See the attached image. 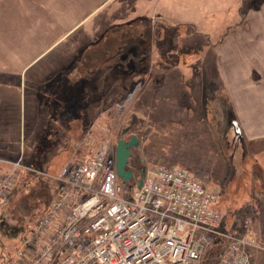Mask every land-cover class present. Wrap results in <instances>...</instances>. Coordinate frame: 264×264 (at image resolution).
<instances>
[{"label":"rangeland","instance_id":"rangeland-1","mask_svg":"<svg viewBox=\"0 0 264 264\" xmlns=\"http://www.w3.org/2000/svg\"><path fill=\"white\" fill-rule=\"evenodd\" d=\"M234 2L241 1L226 0L227 10ZM162 30L147 36L143 50L130 47L124 60L113 65L114 80L108 82V89L114 86L112 98L100 92L69 97L71 104L75 100L77 112L66 106L68 112L64 114L59 104L57 107L59 97H50L51 105L45 111L36 108L34 113L23 112L28 104L23 101L28 97L22 96L18 123L14 100L10 103L0 96V166L13 173L12 186L0 202V264L13 255L34 221L49 208L62 167L104 145L115 152L117 140L128 141L132 136L137 137L138 144L131 150L127 169L135 178L151 165L181 167L218 194L221 233H239L247 222L258 245L250 249V264H264V191L256 178L253 187L242 186L246 176L256 174L250 173L249 150L238 139L227 112L221 115L213 111L215 120L210 128L206 124L203 128L200 108L193 109L200 111L196 114L200 121L195 124L191 114H186L191 89L201 92L206 83L201 79L203 49L200 43L194 48L189 44L200 42L205 34L193 32L194 39H188L193 30L190 25ZM175 89L181 111H185L177 113V119L170 111V94ZM184 118L191 119L189 124ZM222 244L214 238L199 264H216Z\"/></svg>","mask_w":264,"mask_h":264},{"label":"crops","instance_id":"crops-1","mask_svg":"<svg viewBox=\"0 0 264 264\" xmlns=\"http://www.w3.org/2000/svg\"><path fill=\"white\" fill-rule=\"evenodd\" d=\"M240 1L227 10L226 0H0V96L14 100L18 123L23 104H29L23 112L45 111L50 97L61 98L64 114L66 106L77 112L69 97L115 95L114 86L108 89L113 65L130 47L143 50L147 36L163 27L190 25L188 39L205 34L189 45L203 49L206 83L201 92L191 89L186 114L195 124L203 112V128H210L213 111L227 112L249 150L250 173L256 172L242 186L253 187L256 178L264 191V0ZM22 96L28 97L23 104ZM177 97L175 89L170 111L176 119L185 113Z\"/></svg>","mask_w":264,"mask_h":264},{"label":"built area","instance_id":"built-area-1","mask_svg":"<svg viewBox=\"0 0 264 264\" xmlns=\"http://www.w3.org/2000/svg\"><path fill=\"white\" fill-rule=\"evenodd\" d=\"M107 145L61 168L49 208L3 264H199L214 238L216 264H250L258 248L244 222L239 233L218 230V194L180 167L151 165L123 182ZM17 165V164H16ZM12 170L0 175V202Z\"/></svg>","mask_w":264,"mask_h":264},{"label":"water","instance_id":"water-1","mask_svg":"<svg viewBox=\"0 0 264 264\" xmlns=\"http://www.w3.org/2000/svg\"><path fill=\"white\" fill-rule=\"evenodd\" d=\"M138 144V139L135 136L129 138L128 141L117 140L115 146V169L116 175L123 182L130 181L133 178V173L130 169H127L128 159L131 156V150L135 148ZM144 176V168L139 174L138 187L142 184V179Z\"/></svg>","mask_w":264,"mask_h":264},{"label":"flooded vegetation","instance_id":"flooded-vegetation-1","mask_svg":"<svg viewBox=\"0 0 264 264\" xmlns=\"http://www.w3.org/2000/svg\"><path fill=\"white\" fill-rule=\"evenodd\" d=\"M122 140V139H121ZM129 160V159H128ZM132 172V171H131Z\"/></svg>","mask_w":264,"mask_h":264}]
</instances>
